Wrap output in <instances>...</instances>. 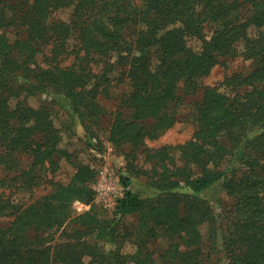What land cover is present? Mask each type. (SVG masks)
<instances>
[{
    "label": "trees",
    "instance_id": "obj_1",
    "mask_svg": "<svg viewBox=\"0 0 264 264\" xmlns=\"http://www.w3.org/2000/svg\"><path fill=\"white\" fill-rule=\"evenodd\" d=\"M27 1L0 0V165L12 167L24 152L34 169L55 172L65 159L75 172L25 206L0 200V264H264V0ZM62 9L71 22L49 20ZM210 22L219 25L212 34L204 31ZM74 35L76 61L62 65ZM238 55L252 61L248 73L201 85ZM30 64L35 82L19 83ZM124 78L130 89L109 140L128 147L131 160L109 216L94 203L97 169L60 148L52 104L34 107L21 94H59L75 116L97 123L105 111L98 96ZM196 93L193 137L149 147L146 140L171 129ZM140 152L145 162L135 161ZM132 176L157 193L133 190ZM215 189L232 196L220 201L221 212L208 199ZM76 202L91 208L74 217ZM160 237L164 250L155 245Z\"/></svg>",
    "mask_w": 264,
    "mask_h": 264
},
{
    "label": "rangeland",
    "instance_id": "obj_2",
    "mask_svg": "<svg viewBox=\"0 0 264 264\" xmlns=\"http://www.w3.org/2000/svg\"><path fill=\"white\" fill-rule=\"evenodd\" d=\"M29 2H32V0L27 1V3ZM244 11L245 6L242 9V13ZM49 20L71 22L72 16L68 9H62L50 14ZM218 26V24L213 22L205 23L204 31L212 34L213 30ZM15 33L16 31L8 32L10 40L15 38ZM77 42L75 35L69 39L68 53L63 54L61 57L62 65L69 66L76 61V53L73 52V49L78 48ZM37 59L40 65L46 64L43 54H40ZM94 66H98V72L101 70V64ZM30 68H35L34 64H30L28 69H23V72H20L19 83L29 81L31 82L30 84H33L35 82L34 71L29 70ZM250 69H252V61L238 55L228 58L227 66L223 64L216 65L210 75L200 79V83L202 86H218L226 75L236 72L248 73ZM127 82L125 78L121 81H113L112 85L98 96L100 104L105 108V111L102 112L97 123H91L86 119L83 121L77 113L75 116L71 101L61 97L59 94H54V97L40 92L30 95V93L22 91L21 94L22 100L34 107H39L49 102L52 104L55 115H57L56 125L61 130L63 138L59 145L60 148L67 150L74 158H79L97 169L98 178L92 185L96 190L94 203L100 212L109 216H114L118 198L124 194L121 176L129 175L128 167L131 155L128 154L130 149L126 146L119 149L113 141L109 140V130L114 119V112L120 109L121 98L130 89ZM200 98L201 94L199 93L191 94L187 97L182 107L180 120L159 138L147 139V145L157 148L162 145L181 144L190 140L197 125L192 114ZM58 102H61V104ZM138 154L140 155L135 161L145 162L144 153L140 152ZM147 165L149 166V164ZM46 168L36 167L34 169L32 167V158L24 152L17 155L16 164L12 167L0 165V200L8 201L15 207L25 206L49 194L56 184L69 182L75 172L74 164L65 159L60 161V168L55 172ZM30 170L33 173H29ZM24 172L26 173L23 174ZM130 187L146 196L157 193L155 187L145 177L132 176ZM208 199L219 212H221L220 201L225 204L232 202L231 195L219 192L218 189L212 190L208 194ZM73 207V216L75 217L76 214L89 210L91 204L76 202ZM10 218L11 216L5 215L2 220L8 222ZM126 219L128 222L135 223L137 221L136 217ZM74 223V220L68 222L66 229H72ZM59 234L60 232L56 236H59ZM155 245L158 250H164L167 242L160 237L156 240ZM219 256L222 258L221 253H219ZM221 264H228L227 259L225 258Z\"/></svg>",
    "mask_w": 264,
    "mask_h": 264
}]
</instances>
